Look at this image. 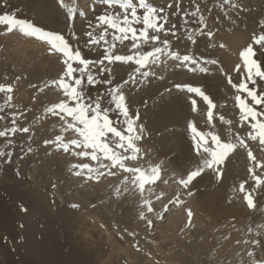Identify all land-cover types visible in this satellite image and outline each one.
Instances as JSON below:
<instances>
[{
    "label": "rangeland",
    "instance_id": "obj_1",
    "mask_svg": "<svg viewBox=\"0 0 264 264\" xmlns=\"http://www.w3.org/2000/svg\"><path fill=\"white\" fill-rule=\"evenodd\" d=\"M76 1L0 0V14L8 13L45 31L60 33L65 36L73 50L81 51L84 58L99 60L103 56L104 42L89 45L86 33L92 32L99 38L106 26L96 27V17L108 10L107 6L102 0H83L85 10L78 13L74 12L77 8L73 9ZM132 1L138 7V0ZM145 2L158 10L163 9L162 15L167 19L165 28L170 31L161 32L160 36L162 40H169L171 50L180 55L203 57L217 63L204 65L210 71L201 73L190 72L182 66L177 67L178 61L166 59L162 64L151 66L148 76H137L135 81L124 84L123 81L129 79L135 65H125L121 62L108 64L105 61L104 66L109 71L101 73L100 66H97L93 72L99 81L108 80L110 83L90 86L85 80L86 96L91 100L100 99L102 108L111 109L113 120L117 119V113L108 93L112 86H121L130 114L138 117L137 123L144 128L143 138L137 142V160L126 161V166L133 165L146 170L161 167L159 181L144 185V188L151 186V195L147 203L143 204L144 221L141 225L126 216L123 210V207L129 208L136 203H132V200L139 202L141 197L139 194L131 192L130 195V192L124 191V185H128L125 177L129 179L131 174L115 168L111 169L115 175H109L107 170L102 169L104 175L98 179H88L86 173L76 175L74 173L78 169L73 168V165L90 163L95 167L94 162L73 155L71 146L70 151L66 153L53 144L44 143L46 140H54L57 135H62L65 142L76 136L72 130L62 131L66 128L64 121L58 115L46 111L66 99L63 91L52 83L58 80L65 70L62 54L50 52L46 41L24 35L18 28L8 31L6 24H0V86L5 89L11 86L12 89L10 93L0 91V117H3L0 119V131L12 127L13 120L16 121V127L29 129L27 133L16 132L0 137V151L11 152V156H0V264H190L188 253H184L186 248H189L192 242L200 240L202 233L218 234L221 230L226 239L238 238L234 239V245L240 246L237 251L238 264H252L254 260L264 259V182L258 184L248 171L250 167L254 168L255 174L264 181V167L255 168L248 158V151L251 150L257 160L264 164V145H260L258 140L247 138L250 129L246 123H241L240 109L235 100L236 95L244 97L246 93L238 91L228 83L229 77L233 84H239L242 78H246L243 61L241 58L240 61L239 58L238 61L235 60L233 54L234 59L231 61L225 57L228 47L240 54L252 43L253 35L264 33V0H228L227 3L225 0ZM197 7L199 12L195 16L191 15L196 12ZM109 11L116 13L120 8L113 7ZM138 11L142 15V10L138 8ZM200 16L203 17L202 23ZM209 31L213 34L211 38L207 35ZM111 32L109 29V34L106 35L109 41ZM130 44V41L118 43L114 52L131 54L128 51ZM254 48L255 59L264 66V49L259 46ZM237 65H240L238 71ZM214 73L222 78L220 92L225 94L223 108L213 109L212 123L215 124H209L207 107L199 102V105H196L197 110L193 111L190 103L193 112L201 110L202 118L188 119L185 131H190V122L194 126L211 128L222 125L226 138L229 137L234 142L237 135L245 138L248 148H237L235 151H240L245 163L247 162L244 166L245 174L242 169L236 179L230 181L228 188L230 191L236 190L243 198L245 193L239 190L243 182L255 207L248 208L246 201L240 198L237 205L239 211L234 209L231 216L224 220L215 219L209 214L216 198L203 202L196 195L205 188L215 189L222 185L223 165L235 152L230 153L224 163L218 166L219 171H223L221 176L218 177L214 170L205 169L200 177L183 189L179 186V181L186 177L187 170L183 169L180 161L185 152L181 149L179 141L170 139L176 131L170 132L164 128L158 132L153 131L160 108L170 104L169 99L175 96L176 92H182L177 90L174 84H204L211 94L209 87L214 85L211 83ZM183 74L192 76V80H183L186 78ZM199 77L203 82L201 85L197 82ZM249 87L256 88L258 93L264 92V81L257 78V83H249ZM204 90L207 91L206 88H203ZM211 95L213 96V93ZM186 99L188 103L193 100L190 95ZM248 102L251 103V100ZM257 110L264 111V108ZM221 116L223 120L220 119ZM67 119L70 122V118ZM122 124L123 120L118 127ZM198 130L203 132L202 128ZM188 132V140L183 149L195 153L194 140L190 136L193 133ZM161 144L165 146L164 150L161 149ZM118 180L120 184L117 183ZM172 181L176 183L177 193L173 194L174 197H167L164 189ZM113 198L118 204L113 203ZM173 198H176V205L173 204ZM222 199L223 196L217 198V201ZM169 200L170 210H163ZM149 207L151 211H148ZM258 210L260 215L255 222L254 217ZM175 217H181L183 231L178 232V229L176 231L170 227L171 223H176ZM253 240L257 243H252ZM227 242L228 240L222 243L217 250H212L207 262L202 260L199 264H215L217 259L224 258L225 255L220 252ZM204 246L208 251L212 248L208 242L204 243ZM249 252L253 255L249 256ZM213 259L216 262H213Z\"/></svg>",
    "mask_w": 264,
    "mask_h": 264
},
{
    "label": "snow or ice",
    "instance_id": "obj_2",
    "mask_svg": "<svg viewBox=\"0 0 264 264\" xmlns=\"http://www.w3.org/2000/svg\"><path fill=\"white\" fill-rule=\"evenodd\" d=\"M102 2L107 6L108 10L96 17L97 24L95 26H106L104 31L100 33L98 39L92 32L86 33L89 37V45L97 44L101 41L104 42L103 56L96 61L84 58L79 49L73 50L64 35L45 31L31 22L16 18L14 15L8 13L0 14V24H6L8 31L18 28L20 33L24 35L46 41L50 46V52L62 54L64 58L65 70L60 78L52 81V83L63 91L66 99L52 105L46 111L58 115L64 121L66 128L62 129V131L72 130L76 136L65 142L62 135H57L54 140H46L44 143L53 144L57 149H63L66 153L70 151L71 146L73 155L80 158H88L91 162H94L95 167L90 163L73 165V168L78 169L74 173L76 175L86 173V178L98 179L104 175L102 169L107 170L109 175H115V172L111 171V169L119 168L131 174V183L143 191L145 184L152 183L157 179L159 169L157 167L147 170L141 167H128L125 163L126 161L137 160V153L139 152L137 142L143 138V126L137 123L138 117L130 114L126 95L121 86H112L108 93L117 113V119L113 120L110 115L111 109L102 108L100 99L91 100L86 96L84 91L85 80L90 86H94L97 83H110L108 80L99 81L93 72V69L97 66H100L99 71L101 73L109 71L104 66L105 61L108 64L121 62L125 65H135L134 71L129 75V79L123 81L124 84H128L129 81H135L137 76H148L151 66L162 64L166 59L178 61L177 67L182 66L190 72L199 71L201 73L210 71L204 65H214L217 62L203 57L196 58L188 54L180 55L177 51L171 50L169 40H162L160 36L161 32L170 31L165 28L167 19L162 15L163 9L158 10L156 7L147 4L145 0H138V7L132 3V0H102ZM227 2L228 0H225V3ZM115 6H119V12L113 13L109 11ZM138 8L142 10V15L139 14ZM197 12H199V7L191 15L195 16ZM185 15L187 16L188 14L186 13ZM199 20L202 23L203 17L200 16ZM140 24L143 26H136ZM109 29L112 30L110 41L106 39ZM172 34L175 35L174 32ZM72 35L75 36V33ZM207 35L211 38L213 34L209 31ZM189 39L191 40L192 37H189ZM125 41L131 42L128 48L131 54H116L114 52L116 45L118 43L124 44ZM254 46L264 49V33L253 35L252 43L240 52L243 67L247 73L246 78H242L239 84H233L231 77H229L228 83L238 91L246 93L244 97L236 95L235 100L237 107L240 109L241 123H246L250 129L247 138L253 141L258 140L260 145H264V111L257 110V108H264V92L258 93L256 88L249 87V83L253 85L257 83V78L264 81V66L255 59ZM145 48L148 50H144ZM239 69L240 65H237L236 70L238 71ZM174 87L177 90H183L189 94L201 97L207 105L208 123H212L213 109L216 105L200 86H194L191 83H176ZM0 91L10 93L12 89L11 86L6 89L0 86ZM249 98L251 103L248 102ZM191 103L193 111H195L196 100L193 99ZM67 118H70V122ZM0 119H3V117H0ZM220 119L223 120L224 118L221 116ZM121 120H123V124L118 127L121 124ZM12 124V127L0 131V137H6L16 132H29L27 127H16L15 120L12 121ZM188 127L193 133V148L197 155L201 157V162L195 170L188 172L186 178L179 181L184 187H188L196 178L200 177L205 169L214 170L218 177L221 176L222 173L219 171L218 166L223 163L224 159L237 148H248L245 138L239 135L235 137L234 142L231 139H221L215 132H201L191 122ZM5 155L11 156V152L0 151V156ZM248 158L253 162L255 168L264 167V164L257 160L251 150L248 151ZM105 161L109 163H105ZM248 171L258 184L264 182L260 176L255 174L254 168L250 167ZM127 179L128 177H125V180ZM239 190L245 193L243 199L246 201L248 208H254L255 204L252 196L247 193L243 182H241ZM148 211H151L150 207ZM143 215L141 213L142 217ZM188 215L189 217L191 216L190 211ZM148 223L151 225L150 220ZM252 243L255 244L257 241L253 240ZM248 255L252 256L253 253L249 252ZM252 264H264V259L254 260Z\"/></svg>",
    "mask_w": 264,
    "mask_h": 264
},
{
    "label": "bare ground",
    "instance_id": "obj_3",
    "mask_svg": "<svg viewBox=\"0 0 264 264\" xmlns=\"http://www.w3.org/2000/svg\"><path fill=\"white\" fill-rule=\"evenodd\" d=\"M76 1V0H75ZM94 1H97V0H94ZM93 2V0H92ZM91 2V3H92ZM89 3V2H88ZM132 3L134 4L135 2L132 1ZM75 6H73V9L77 8V10H75L74 12H78L80 13L81 11H84V7H83V0H79V2L76 1V3H74ZM72 5V4H70ZM72 9V10H73ZM82 13V12H81ZM74 14V13H73ZM64 17V16H63ZM227 40V39H226ZM230 40V39H229ZM228 40V41H229ZM32 44V43H31ZM236 49V48H235ZM234 49H231V47H228L227 50H226V55L225 57L231 61L233 60V55H235L236 59L238 61V58H239V61H240V54L237 52V50H234ZM224 57V58H225ZM229 63V62H228ZM231 63V62H230ZM234 67V66H233ZM185 74H183L184 76ZM212 76V74H211ZM185 79L183 80H186L188 82H190V80H192L191 78H193L192 76H188V74L185 75ZM188 77V78H187ZM213 77V76H212ZM204 78V77H203ZM195 82V80H194ZM197 82H199V84H203L202 80L199 79L197 80ZM207 82V81H205ZM209 83V82H207ZM211 83L214 84L213 87H209V89L211 90V94L213 93V96L210 94V92L208 91V88L201 85V89L203 90V88H206L205 93L207 95H209V97L214 100V104L216 105V108L219 110L223 108V97L225 96V94L223 92H220V86H222V78L218 75H216L214 73V79L211 78ZM194 86H199L198 84L195 85L194 83H192ZM211 85V84H210ZM203 86V87H202ZM213 89V90H212ZM190 95L192 96V99H195L196 102H197V106L199 105L198 103L200 102L201 104H203L198 98H196L194 95H191L189 93H187L186 91H183L182 92L178 91L176 92V95L175 96H172L169 101H170V104H166L164 105L162 108H160L158 114L156 115V119L154 121V132H158L159 130H161L162 128L164 129H167L168 131L171 132V130H175L176 133L170 137V139L174 140V141H179L181 143V149L185 152V154L182 156L181 158V166H183V169L187 170L186 171V176L188 174L189 171L191 170H194L196 167L199 166L200 162H201V157L199 155H197L196 151L195 153H189L187 151V149H183L184 147V143L188 140L187 138V132L185 131V128H186V123L188 121V119H193V120H198L201 117L202 113L200 112L201 110L199 109L198 111L196 112H193L192 109H190V103H188L186 97ZM220 100V101H219ZM219 102H222V104L220 105ZM205 106V105H204ZM207 107V106H206ZM197 110V109H196ZM203 110V109H202ZM206 110V109H205ZM204 112V111H203ZM233 112V111H232ZM217 114V113H216ZM206 115V114H205ZM207 116V115H206ZM220 116V115H219ZM231 118V117H230ZM206 119V118H205ZM204 120V119H203ZM200 121V120H199ZM202 121V120H201ZM200 121V122H201ZM226 121V119H225ZM212 124H215V123H212ZM218 125V124H217ZM197 126V125H195ZM222 125L220 126H213V128H211V126H197L198 129H201L202 128V131L206 133L207 132H211V131H214L215 133H217V135H219L221 137V139L223 138V140H229L230 138L229 137H225V133L223 135V131H222ZM233 128V127H232ZM226 129V128H225ZM190 132V131H189ZM188 132V133H189ZM37 134V133H36ZM49 134V133H48ZM190 134V133H189ZM168 135V134H166ZM193 135V134H192ZM189 136V135H188ZM191 136V135H190ZM189 136V137H190ZM231 137V136H230ZM153 138H155L154 134H153ZM42 139V138H41ZM162 148L161 149H165V146L162 145ZM236 151V150H235ZM234 151V152H235ZM242 151V150H241ZM264 159V158H263ZM224 163V161H223ZM247 163V162H246ZM245 161H244V158H243V155L240 151L238 152H235L232 156L230 155L227 160L225 161L224 165H223V169H224V177L222 179V185L219 186L218 188H215V189H207L205 188L203 191H198L196 197L200 200H202L203 202L204 201H211L213 198H216L215 201H213V204L211 206V211L209 212V214L211 216H213L215 219H220V220H224L226 219L227 217H230L231 214L233 213V210L234 209H237L239 208L237 205L239 204V200L240 198L243 199L240 195L237 194V191L234 190V189H230L228 188V184L230 183V181H234L236 179V176L239 174V172L244 169L245 165H246ZM244 171V174H245V169L243 170ZM223 173V171H221ZM247 172V171H246ZM186 178V177H185ZM129 182V183H128ZM194 182V181H193ZM118 184H120V180L117 181ZM232 183V182H231ZM127 184L128 185H124L125 188H124V191L127 193V192H130V195H131V192L132 194H139V196L141 195V197L139 198V202L138 201H135L132 200V203L133 202H136L135 204L133 205H130L131 207L127 208L126 206L123 207V210H125V214L126 216H129V218L132 220H134L135 222L137 221L139 225L142 224V222L144 221V219H142V216H141V213H143L144 211V207H143V204L145 203V201H147V199H149L150 195H151V186L150 187H145L143 189V191L133 185L131 183V178L127 179ZM175 182H170L164 189V194L165 196L167 197H171L173 196V194L177 193V188L175 186ZM233 185V184H232ZM123 186V187H124ZM192 186V185H191ZM112 188V187H111ZM176 189V190H175ZM114 192V191H113ZM224 193V195H223ZM242 193V192H241ZM232 195V196H231ZM105 196V195H104ZM116 196V195H115ZM137 196V195H136ZM224 197V199H222L220 202L217 201V198H221V197ZM240 196V197H239ZM118 197V196H117ZM174 197V196H173ZM108 198V197H107ZM115 198V197H114ZM112 199L113 200V203L114 204H118L117 203V200L115 201V199ZM136 198V197H135ZM109 199V198H108ZM172 199V198H171ZM105 200V199H104ZM107 200V199H106ZM111 200V199H109ZM138 200V198H137ZM182 200V196H181V199ZM163 201V200H162ZM160 201V203L162 202ZM173 202H176V201H173ZM256 202V201H255ZM131 203V204H132ZM121 204V203H120ZM174 204V203H173ZM124 205V204H123ZM114 206V205H113ZM118 207V205H116ZM115 208V207H114ZM120 208V207H119ZM121 209V208H120ZM240 209V208H239ZM239 209H237L239 211ZM119 210V209H118ZM122 210V212H124ZM264 212V211H263ZM145 213V212H144ZM264 214V213H263ZM255 222L258 221V217L260 215V210H258V212L255 213ZM188 218V217H187ZM186 218V219H187ZM262 218V217H261ZM260 220V219H259ZM175 222L176 223H171L170 224V227L172 228H175L176 231L178 229V232L180 231H183L184 228H182L183 224H182V219L181 217H175ZM259 225V224H258ZM141 227V226H140ZM260 227V226H259ZM258 227V228H259ZM264 227V226H263ZM240 228V227H239ZM262 228V227H261ZM141 229V228H139ZM260 229V228H259ZM226 230V229H225ZM227 231V230H226ZM223 231L221 230L220 233L218 234H215V232H211V233H202L199 237H201L200 240H197V241H194L191 243V245L189 246V248L187 247L186 251H184V253L187 255L188 257V260L190 262V264H199L202 262V260H204V262H207L209 260V254L212 250H217L219 248V246L226 242H227V245L221 250L220 253H222L224 256V258H219L217 259V262L216 260L214 261L213 259V262H216L215 264H238V248L236 245H234V239H238V238H230V239H226L224 237V232L223 234H221ZM228 232V231H227ZM235 232V231H233ZM262 232V231H261ZM230 233V232H229ZM229 236V235H228ZM232 236H234L232 234ZM256 236V235H255ZM231 237V236H230ZM210 244V246H212L211 250L208 251L207 248H204V243L207 244ZM240 242V241H239ZM241 243V242H240ZM240 251V249H239ZM183 252V251H182ZM238 253V254H237ZM216 254H218L216 252ZM211 258V257H210ZM237 258V260H236ZM212 260V259H211ZM241 261V259H240ZM188 262V261H187ZM188 262V263H189ZM214 264V263H213Z\"/></svg>",
    "mask_w": 264,
    "mask_h": 264
}]
</instances>
